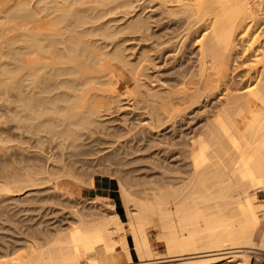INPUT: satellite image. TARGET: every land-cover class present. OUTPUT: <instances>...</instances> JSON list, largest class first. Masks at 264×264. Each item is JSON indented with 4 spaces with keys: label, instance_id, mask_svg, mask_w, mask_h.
I'll list each match as a JSON object with an SVG mask.
<instances>
[{
    "label": "bare ground",
    "instance_id": "bare-ground-1",
    "mask_svg": "<svg viewBox=\"0 0 264 264\" xmlns=\"http://www.w3.org/2000/svg\"><path fill=\"white\" fill-rule=\"evenodd\" d=\"M124 96L145 122L97 136ZM204 106L192 138H158ZM104 149L97 163L114 160L135 187L120 185L122 209L88 171ZM147 158L155 173L132 167ZM52 181L85 206L54 235L37 230L47 213L9 208L23 191L44 200ZM262 191L264 0H0V219L31 233L25 245L3 237L0 264H251L264 256Z\"/></svg>",
    "mask_w": 264,
    "mask_h": 264
},
{
    "label": "rangeland",
    "instance_id": "rangeland-1",
    "mask_svg": "<svg viewBox=\"0 0 264 264\" xmlns=\"http://www.w3.org/2000/svg\"><path fill=\"white\" fill-rule=\"evenodd\" d=\"M190 50L194 49V46L191 45V48H189ZM189 50V51H190ZM171 65H165L160 67L161 71L163 73H169L170 71H167V69H169ZM127 98V99H126ZM210 111V106H204L201 107V109H197L196 111L192 112L190 115L186 116L183 120H180L176 123L174 128H169L165 131H162V133H160V135L158 136L159 139L163 140L164 143L170 141V142H178L180 140H182L183 138H192V136L194 135V131H196L197 129H199L203 123H204V118L206 117V115H208L207 113ZM127 115L128 119L125 120L124 116ZM105 128L101 129V131H99V134L97 136L99 137H103L104 139H107L108 141L110 140H115L117 139V134L122 135L125 130L124 127L129 126V125H134L137 126L139 124L144 123V116L140 113V111L137 108H134L132 105V101L128 99L127 96L122 97V101L120 103V105H116L115 107H113L109 114L106 115L105 117ZM140 128L137 127V129ZM120 140H123L124 137H120ZM100 147H104V146H100ZM152 150H155L152 149ZM107 153H110L109 149H104L103 151L99 152L97 155H92V156H88L87 158H89V161H93L98 157H102V156H106ZM149 152H143L142 155H147ZM92 159V160H90ZM153 159H144L142 162H139L140 164H136L135 166L132 165V167H142L143 171L145 168V171H147V173L149 174H153L155 173L153 171V169L151 168L152 162L151 161ZM114 161V160H113ZM113 161L107 160V161H98L95 160V164L91 163V165H95L96 167H92L85 165L87 168L89 167L90 170V176L92 178H94L96 180L97 183H101V182H105V184H107V186L109 187V191L103 193L101 192H95L96 194H102L104 196H108L109 197V202L113 201L115 202V204L117 205L118 209H122L124 206V197L121 195V191H120V185H124L125 187H128V177L130 178L129 174L125 177L126 174H124V170L122 171V169H118L120 170L118 172V170H116L118 173L116 174L113 170L114 168H116L115 166H108V165H115ZM171 161V160H170ZM110 162L112 164H110ZM157 162V161H156ZM37 163V162H36ZM89 163V162H87ZM155 163V161L153 162ZM118 164V163H117ZM151 164V165H150ZM158 164V163H157ZM141 165V166H140ZM106 166H108V168H106ZM119 168L123 167L122 165H118ZM155 167V165H153ZM86 167L83 168H79L78 170V175H81V177H84L85 175L89 176V172L88 174H84L86 172ZM86 168V169H85ZM105 168V169H104ZM128 168V167H127ZM85 171V172H84ZM144 171V172H145ZM92 172V173H91ZM94 172V173H93ZM121 173V174H120ZM120 174V175H119ZM124 179H123V177ZM89 176V177H90ZM86 177V176H85ZM90 177V178H91ZM122 177V178H121ZM88 178V177H86ZM129 181V180H128ZM49 183V182H48ZM70 181H65L64 182V187L66 189L70 188ZM46 184V183H45ZM53 187L54 184H56V181H52L50 183ZM50 184H46V185H41L38 188V194L36 196H38L39 198H44V200L41 201H29L28 199H26L27 196V192L23 191L21 193V195L15 196L13 199H11L12 202H10L9 204V208L12 210H18V209H24L25 211L23 213H26L27 215H30L31 217L33 216L34 219H36L35 217H38L37 219H39V217H41L40 215L42 214H46V219L50 221V225H46V226H42L41 228H38L37 230L42 229L44 232H48L51 233V235H54V233L57 230V226L61 227L62 229L67 228V226L69 225V223L71 222V220L73 219V221H76V216L72 215L74 213H72L73 210L78 209L80 212H83V208L85 207L84 204L79 200H77L74 204L72 203V201H70L68 198L69 193L67 194L66 192L60 193L58 190L55 189V187H51ZM69 184V185H68ZM73 186V185H72ZM71 186L72 191L75 190L74 192H78L79 190L77 189V186ZM131 187V186H129ZM134 187V186H132ZM131 187V189H133ZM135 188V187H134ZM59 192H55V190ZM88 187H83L82 189V199H89L92 197L91 191L88 190ZM85 194H84V192ZM53 195H57L56 199L53 200V198H51V196ZM45 197H49V198H45ZM54 197V196H52ZM58 197V198H57ZM122 198V199H121ZM52 199V200H51ZM1 200V197H0ZM79 201V202H78ZM256 201H259V204H261L262 206L264 205V191L262 192H258L257 194V199ZM72 203V205L70 206V204L68 205V203ZM108 205H104L102 208L105 210H109L108 209ZM264 207V206H263ZM264 209V208H263ZM107 213V211H106ZM32 214V215H31ZM74 217L72 218L71 217ZM61 220V221H60ZM60 221V223L58 222ZM72 221V223H73ZM62 222V223H61ZM125 222L126 219H125ZM148 232L152 241V247H153V251L155 253H161L163 255H165V253L167 252V247L165 242L160 239L159 234H158V228L151 224L148 226ZM29 234H31L29 232V230H27V228H25V226H23L22 224L9 220L8 217L6 215H4L1 219H0V245H3V248H1V251L3 250V253H6L8 251L11 250L10 246H8L7 243H4L3 241V237H6V239L8 241H15L17 243V245H25L28 244L29 242L27 241L29 238ZM41 235V234H39ZM159 236V237H158ZM45 236H43L44 238ZM41 240H44V239ZM7 250V251H6ZM5 251V252H4ZM24 251V248L21 249V252ZM17 252V251H16ZM19 252V251H18ZM17 252V254H19ZM20 252V253H21ZM163 252V253H162ZM134 255V252H133ZM260 256V255H259ZM256 257V258H255ZM259 258V259H258ZM134 259L137 260L136 256L134 255ZM251 264H264V256H253L251 258Z\"/></svg>",
    "mask_w": 264,
    "mask_h": 264
},
{
    "label": "crops",
    "instance_id": "crops-1",
    "mask_svg": "<svg viewBox=\"0 0 264 264\" xmlns=\"http://www.w3.org/2000/svg\"><path fill=\"white\" fill-rule=\"evenodd\" d=\"M101 191L103 193H105V192L109 191V189L107 187H102V186L100 187V186H98V188H96V190H95V192H101Z\"/></svg>",
    "mask_w": 264,
    "mask_h": 264
}]
</instances>
